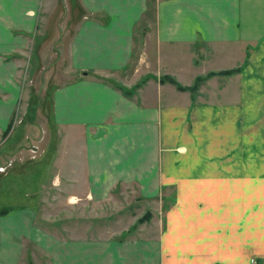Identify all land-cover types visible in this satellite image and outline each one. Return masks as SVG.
<instances>
[{
  "label": "crops",
  "instance_id": "1",
  "mask_svg": "<svg viewBox=\"0 0 264 264\" xmlns=\"http://www.w3.org/2000/svg\"><path fill=\"white\" fill-rule=\"evenodd\" d=\"M50 5L0 0V135L38 43L73 73L52 91L51 152L0 175V264L264 260V151L252 141L264 131V0H56L51 14ZM237 69L195 99L160 83L190 87ZM121 197L149 220L96 234L71 226L78 209ZM62 216L69 227H43Z\"/></svg>",
  "mask_w": 264,
  "mask_h": 264
},
{
  "label": "rangeland",
  "instance_id": "2",
  "mask_svg": "<svg viewBox=\"0 0 264 264\" xmlns=\"http://www.w3.org/2000/svg\"><path fill=\"white\" fill-rule=\"evenodd\" d=\"M55 2L56 0H51V5L48 6L50 14V9L52 11L58 9ZM48 34L54 36L51 31ZM40 44L41 42L33 49L28 64L25 63L22 67L23 71L18 78L21 91L17 110L11 119L9 134L0 135V140L3 139V145L0 146V175L10 171L17 172L20 169H35L36 156L43 153L47 155L52 150L54 134L52 91L56 86L64 85L70 81L73 73L69 70L67 60L56 55L57 48L55 49L50 43H46L43 49L38 50ZM213 77L211 76L199 83L193 99H195L201 85ZM256 133H259V130ZM4 137L7 139H4ZM258 137H260V133ZM254 138L257 137H253V145L258 143L256 151H264V131L261 133L260 138ZM10 183L13 184L14 180H10ZM131 202H133L132 199L126 200V197H121L118 201L106 203L105 205H89L84 212L78 209L76 213L78 216L77 221L76 223L72 222L71 226L76 225L78 227L77 232L82 233L87 231V233L96 234L99 230L119 232L128 228L131 221L133 223L139 217L143 218L145 214L142 208L130 207ZM48 208L49 213L55 215L58 212V209ZM47 211L42 212L41 210L40 213L43 214ZM64 213L67 215L66 212ZM130 213L133 215L132 219L128 218ZM42 214H39L38 221H41ZM63 216L60 219L61 221H57L59 224H43V227H48L51 231H59L69 227V219ZM135 228L136 224L130 228V231L134 232Z\"/></svg>",
  "mask_w": 264,
  "mask_h": 264
},
{
  "label": "trees",
  "instance_id": "3",
  "mask_svg": "<svg viewBox=\"0 0 264 264\" xmlns=\"http://www.w3.org/2000/svg\"><path fill=\"white\" fill-rule=\"evenodd\" d=\"M240 70L237 69V70H232V71H226V72H220V73H210L208 74L207 76L205 77H198L195 79V82L193 84V86L191 87H182L181 85H179L176 81H174L172 78L170 77H162L160 79V83H169L171 85H174L176 87L177 90L179 91H183V92H189L191 95H192V98H193V95L195 94L196 90H197V87L199 85V83L205 81L207 78L211 77V76H216V75H220V76H231L235 73H238ZM9 130V129H8ZM7 130V131H8ZM7 134V132L5 133ZM150 218L149 216V213H146L143 218H141L139 221H138V224H142L146 221H148Z\"/></svg>",
  "mask_w": 264,
  "mask_h": 264
},
{
  "label": "built area",
  "instance_id": "4",
  "mask_svg": "<svg viewBox=\"0 0 264 264\" xmlns=\"http://www.w3.org/2000/svg\"><path fill=\"white\" fill-rule=\"evenodd\" d=\"M250 264H264V261L257 258H253L250 260Z\"/></svg>",
  "mask_w": 264,
  "mask_h": 264
}]
</instances>
